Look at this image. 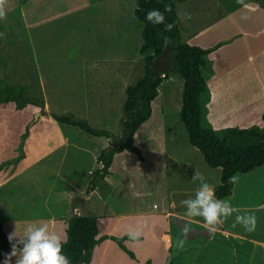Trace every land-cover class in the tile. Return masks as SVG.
Instances as JSON below:
<instances>
[{"label": "rangeland", "instance_id": "1", "mask_svg": "<svg viewBox=\"0 0 264 264\" xmlns=\"http://www.w3.org/2000/svg\"><path fill=\"white\" fill-rule=\"evenodd\" d=\"M248 2L251 0H243V4ZM174 3L178 13H191L190 20L179 18L182 40L191 42L195 37L192 42L204 47L200 42L203 31L213 24L220 27L212 33L205 31L209 36L213 31H231L234 23L230 19L238 18L241 7L237 0ZM136 5L137 0H8L7 17L0 20V221L46 217L51 213L57 218L64 213L67 218L73 205L77 206L75 213L90 212V200L98 202L99 215H106L102 212L117 204L112 199L118 204L123 201V208L138 201V196L126 186L137 182L133 190L148 191L149 207L160 203L166 209L170 200L175 201L177 209L173 207L166 230L172 229L176 241L183 238L186 209L180 202L193 196L200 183L192 179L193 174L200 172L209 183H215L221 168L209 166L187 138L179 116L183 78L169 70L171 44L153 60V66L166 76L161 81L160 95L152 102L150 117L135 137L144 161H138L128 151L117 152L111 172L94 179L92 172L102 165L98 153L110 143V138L54 118L56 113L69 114L92 126L120 132L125 88L144 71L139 51L143 22L134 14ZM255 22L261 33L256 18ZM259 38L251 49L263 47V34ZM235 52L245 55V46L236 47ZM207 59L209 66L203 72L206 84L213 67ZM240 63L239 56L220 57L216 67L219 81L226 83L234 66ZM17 94L21 97H14ZM206 97L204 93L202 103ZM25 99L36 102L35 111H27L32 107L20 108ZM210 104L215 106L214 102ZM202 109V123L212 126L204 120L206 103ZM29 121L32 125L27 129ZM235 176L238 181L227 200L261 206L264 164ZM118 182L114 193H110ZM128 198L130 201H126ZM245 213L256 216L260 238L264 240V210L236 209L226 224L242 227L235 224V217ZM196 220L191 223L192 231L184 247L178 248L176 241L172 246L174 264H264V248H256L253 239L235 236L238 228L228 225V236L218 231L211 239L199 223L201 220ZM162 226L163 222L159 228ZM168 249L161 246L163 253L161 258L155 256L156 264H164ZM150 253L149 250L147 257Z\"/></svg>", "mask_w": 264, "mask_h": 264}, {"label": "trees", "instance_id": "2", "mask_svg": "<svg viewBox=\"0 0 264 264\" xmlns=\"http://www.w3.org/2000/svg\"><path fill=\"white\" fill-rule=\"evenodd\" d=\"M251 1L264 7V0ZM165 6L170 7L171 11L165 12ZM150 9H159L164 12L165 22L174 24L173 29L166 32L163 24L149 23L145 19V13ZM134 14L143 22L142 43L139 51L143 57L144 71L134 83L128 84L125 88L120 132L115 134L106 128L92 126L86 120L74 119L69 114L56 113L54 118L67 124H75L93 135H105L110 138V143L103 146L98 153L97 158L102 165L92 172L94 179L104 178L111 172L117 152L128 151L138 157L140 159L138 161H144L145 156L141 147L135 143V137L140 126L150 117L152 102L161 92V81L166 73L163 76L162 71L153 66V60L163 54L167 47L164 39L167 38L172 47L169 70L183 78L179 116L185 126L187 138L200 150L209 166L221 168L219 182L214 187L216 196L222 198L230 195L234 183H229V177L237 172H249L264 164V110L261 113V124L242 127L228 125L220 129L204 125L201 95L206 91L207 84L203 72L209 66L208 54L216 49L220 42L204 47L182 40L180 19L174 0H137ZM14 97L20 98L21 94ZM22 103L20 108L32 107L27 111L33 112L37 106L34 100L25 99ZM31 125L29 121L27 129ZM92 183L94 185L95 181ZM161 217L163 226L157 232L159 239L161 232L169 225L167 217L165 215ZM108 218V215H97L93 212L74 213L62 222L57 221L58 224L49 222L51 226L49 224L47 226L50 232L61 236L65 231L67 232L68 242L64 244L63 252L70 258L71 264H108L106 257L108 239L116 240L125 252L122 264H156L155 256L161 258L160 253L157 254L144 247V244L125 245L120 237L110 235ZM137 219V223H141L139 229L150 233L153 222L145 224L141 222L140 217ZM30 222L37 225L43 224V221L38 220L0 221V264H6V261L7 264H16V257L7 259L12 251V245L16 243V240L10 242L9 236L14 231L18 237L23 236L24 229ZM145 225L148 226L144 228ZM165 239L168 243V239ZM160 241L163 249V241ZM171 247L164 252L166 257L163 260L164 264H174ZM149 250L153 254L147 257Z\"/></svg>", "mask_w": 264, "mask_h": 264}, {"label": "crops", "instance_id": "3", "mask_svg": "<svg viewBox=\"0 0 264 264\" xmlns=\"http://www.w3.org/2000/svg\"><path fill=\"white\" fill-rule=\"evenodd\" d=\"M245 5H247V7H245ZM240 6L241 7L238 8V11L240 13L238 15V18L235 17L233 19H230V21L234 23L231 31L229 30L225 34L222 32V30H218L219 32L216 33H214L213 31L212 36H209L206 33H208L209 31H211L212 33L213 29L216 30L218 27H220L218 26V24H213L209 29L205 30L206 33L205 31H203V36L201 35L202 38L200 42H202V44L206 47L216 44L219 40L221 42L220 46L211 51L207 56L210 59L211 64L213 63V67L211 69L209 77L207 78V89L204 92L207 97L202 103V105L206 103V110L204 115L206 116V118L204 120H206L208 124L210 123L214 128H221L228 125H237L242 127L262 123L261 113L264 110V45L263 47H261V45L257 51L253 50V48L251 49V45L261 40L259 38V35L263 34L264 36V7H262L255 1L241 4ZM230 11L231 10H229L228 12ZM252 14L254 15V17H252ZM245 16L247 17V19H242V17ZM250 17L252 18L251 21L249 20ZM255 18L260 23L258 29L262 31L261 33L257 31L258 25L257 22H255ZM222 38L224 39L221 40ZM192 41L190 43H193ZM240 45L245 46V55L240 56L235 52V48ZM225 55L235 57L239 56L241 63L238 66H234L232 70L233 73L230 76L229 80L226 83H221L219 81L220 73L216 72V67L218 65L220 57ZM208 72L209 71L206 72V75L208 74ZM204 93L202 95H204ZM211 102H214L215 106L211 105ZM25 170L26 168L24 169V171ZM217 170L219 175V169ZM141 180L139 181V183H141ZM218 182L219 179L215 183L210 184L215 187ZM118 184L119 182L113 184L112 189H110V193H114L113 190L118 186ZM137 184V182H133V184L131 182L126 183L127 190L129 192L133 191L138 196V201H135V204H130L129 202L128 206H126V209L123 208V201L118 204L115 199H112V201L114 200L117 204L111 207L107 205L108 212L103 211L102 213H106V215L109 216L108 222L110 227V235L120 237L123 241V244L125 243V245L129 246L134 242L129 240V237L128 235H126V233L130 230H135L140 227L141 223H137V218L140 217L141 222L145 224L153 222V229L150 233L145 232L143 229H139L142 232V235L140 236V242L138 244H144V247L151 249L157 254L160 253L161 256V243L157 233L160 229L159 226L162 225L163 222V218L161 216L166 215L167 219H169V223L171 224V215L174 212L173 207L177 209L176 203L174 200H170L169 208L166 209L163 208L160 203H158L157 205L153 204L151 207H149V205L146 203V196H149V193H147L148 191L143 192L133 190V187ZM235 185L236 183H234V186ZM233 193L234 189L232 188V193L230 195H227L220 199H229L231 198ZM126 201H130V198L126 199ZM231 203L233 205L234 211L236 209H247L249 211L255 209L260 211L264 210V201L260 202L262 203L261 206L253 205L254 203L250 202ZM89 204H91V206L88 208L90 212H99L97 206L98 202L90 200ZM129 206H131V208ZM254 206H257V208H254ZM75 207L77 206L73 205L72 214L75 213L73 212ZM114 207L115 210H112L111 208ZM81 213H83V211L80 212V214ZM63 214L64 213L58 214L60 218L55 217L57 215L51 213L46 217L38 216L36 218L17 220H38L43 221V223L47 225L49 224V226H51V223L49 222H52L53 224H58L56 223L57 221L62 222V220L66 218L65 216H63ZM97 215L99 214L97 213ZM196 219L201 220V222L199 223L203 226L202 218H194L193 221L198 222ZM6 221L10 220L7 219ZM257 224L258 225L256 226L254 231L248 232L243 227L230 226L228 223L226 224V222H224L221 226L220 231L222 232V235L228 236V232L230 231L229 226L232 228H238L239 230L233 233L235 236L238 235L242 238L246 237L248 239H253L256 244L255 247L260 249L264 248V240L260 238V230L259 228H257L259 226L258 220ZM146 226L148 225H145V227ZM171 231L172 229H170L169 232L167 230L162 231L160 234V239L163 240L164 247H171L175 244L176 239L174 238V235ZM212 235H215V233H209V238L212 239ZM163 236L168 238V243ZM107 243L108 251L106 257L108 264H122V260H124L125 258V252L120 248L118 242L116 240L108 239ZM158 243H160V246L158 245ZM157 246H159L158 250H153L154 247ZM150 254L153 253L151 252Z\"/></svg>", "mask_w": 264, "mask_h": 264}, {"label": "clouds", "instance_id": "4", "mask_svg": "<svg viewBox=\"0 0 264 264\" xmlns=\"http://www.w3.org/2000/svg\"><path fill=\"white\" fill-rule=\"evenodd\" d=\"M237 3L243 4V0H237ZM7 6L8 0H0V20L6 19ZM164 11H171V9L165 6ZM178 16L182 20L191 19V13L187 12L178 13ZM145 19L153 25L163 24L166 32H170L174 27V24L165 22V14L159 9L148 10L145 13ZM242 19H247V17H242ZM0 36H3V34L0 33ZM168 43L169 40L165 38V46ZM192 179L200 183L193 196L180 202L186 209L184 213L186 222L181 230L183 238H178L176 241V246L181 249L192 231L191 223L194 218L201 217L204 228L209 233H216L220 231L225 220L232 216L234 212L231 201L218 198L214 187L202 173L195 172ZM237 181V176L229 177V183H236ZM256 223L257 218L251 213L238 214L235 217V224L241 225L248 232L255 230ZM126 235H128L130 241L139 243L142 232L138 228L128 231ZM13 240H16V243L12 245V251L7 259L10 260L11 257H16V264H71L70 258L63 252V246L68 242L66 231L61 236L55 232H50L47 224L37 225L30 222L26 225L23 236L18 237L15 231L10 234L9 241Z\"/></svg>", "mask_w": 264, "mask_h": 264}]
</instances>
